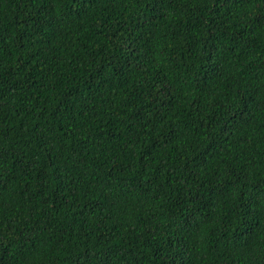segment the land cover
<instances>
[{
  "label": "trees",
  "instance_id": "trees-1",
  "mask_svg": "<svg viewBox=\"0 0 264 264\" xmlns=\"http://www.w3.org/2000/svg\"><path fill=\"white\" fill-rule=\"evenodd\" d=\"M261 13L0 0V264H264Z\"/></svg>",
  "mask_w": 264,
  "mask_h": 264
},
{
  "label": "snow or ice",
  "instance_id": "snow-or-ice-1",
  "mask_svg": "<svg viewBox=\"0 0 264 264\" xmlns=\"http://www.w3.org/2000/svg\"><path fill=\"white\" fill-rule=\"evenodd\" d=\"M258 2L261 5H264V0H258ZM159 7V4L157 3V8ZM155 10V9H154ZM258 23L261 25H264V13H261L257 20ZM58 26L62 23V21H56L55 22ZM256 104V107L264 110V97H261L260 101L257 103L251 98H249L248 105H245V107H249L252 104ZM238 199L240 201V204L238 207H242L245 212H248V209L252 207L253 209H258L262 218H264V188L258 189L256 193H253L251 190L247 194L241 193V195L238 196ZM259 224H257L255 221L253 222V226L250 229V235L243 239L241 248V251L244 250V248L248 247L249 240L252 235H255L254 228L258 227ZM264 232V229L261 230ZM262 242H264V235L261 236ZM77 264H79V261H77Z\"/></svg>",
  "mask_w": 264,
  "mask_h": 264
}]
</instances>
